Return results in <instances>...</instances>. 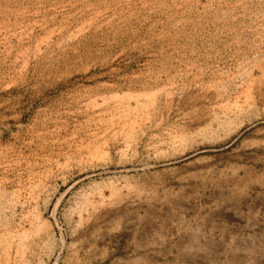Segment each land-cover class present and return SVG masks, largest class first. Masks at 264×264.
Returning <instances> with one entry per match:
<instances>
[{
    "label": "rangeland",
    "instance_id": "obj_1",
    "mask_svg": "<svg viewBox=\"0 0 264 264\" xmlns=\"http://www.w3.org/2000/svg\"><path fill=\"white\" fill-rule=\"evenodd\" d=\"M0 264H264V0H0Z\"/></svg>",
    "mask_w": 264,
    "mask_h": 264
}]
</instances>
